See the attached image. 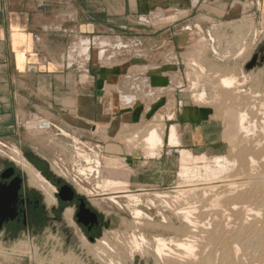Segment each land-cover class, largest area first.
Here are the masks:
<instances>
[{"label": "crops", "instance_id": "1", "mask_svg": "<svg viewBox=\"0 0 264 264\" xmlns=\"http://www.w3.org/2000/svg\"><path fill=\"white\" fill-rule=\"evenodd\" d=\"M254 1L264 25V0H0V139H20L25 122L42 117L120 159L129 169V187L168 185L180 150L216 152L218 121L210 110L176 96L183 106L172 125L181 146L168 147V129L161 156L147 159L121 141L124 128L131 136L148 118L137 94L179 91L169 79L176 64L155 67L153 61L171 50L180 54L188 26L245 34L244 20L257 15L250 14ZM96 39L111 40L112 67L103 64V47L104 55L96 54ZM78 41L85 51L77 50L70 63L68 50ZM161 43L174 46L160 53ZM106 93L113 95L107 107ZM122 102L137 104L122 111Z\"/></svg>", "mask_w": 264, "mask_h": 264}, {"label": "rangeland", "instance_id": "2", "mask_svg": "<svg viewBox=\"0 0 264 264\" xmlns=\"http://www.w3.org/2000/svg\"><path fill=\"white\" fill-rule=\"evenodd\" d=\"M252 3L254 4V7L251 6V9H253V11L250 14L252 15L255 13L257 15L253 18L251 17V18L244 20V22H247L248 23L247 25H249L245 29L246 30L245 34H241L235 30L233 32V35H228L227 33H225V31H221L220 29L218 31L213 32L214 30L212 31V29H209L208 31L207 29H204L200 27L199 25L188 26L187 28H189V30L186 29L187 32L185 34L187 36V43L184 45L185 47H183V45L181 46L182 47L181 53L175 54L173 53L174 51L171 50L172 55L170 54V56L167 57L166 59L158 60V61L157 59H155L153 61L154 62L153 66L155 67L158 65L160 66L162 62L166 64H172V65L176 64L177 72L179 69L181 70V72L177 73L175 71L176 74L172 75L169 79H170V82L173 84L172 88L178 89L179 91L166 90V91H158V92L153 91L149 93L142 92V91L138 92L137 103H139V105H141L143 108L142 114L145 116H148V118H146V121L144 123H141L138 125L137 129L133 132L131 136L126 135L128 132V129L124 128L123 133H122V138H121V141L125 143L126 145H128L129 148L138 149L139 153L141 152L144 156L147 157L148 152L146 150L144 139L148 135V132L155 127H159L164 133V141L166 142L165 139H166L167 131L170 128L169 126L175 123V121L169 122L167 118L165 119L154 118V116L157 117L159 114L168 115L170 113H174V115L177 116L178 110L183 105H181L180 103L178 104L174 98L180 95L181 98L184 99L183 101H185V103L196 105V106L210 110L213 114V118L218 121V133H217L218 142L217 143L220 146H218L219 148L217 147L218 149L216 150V152L210 153L206 150H202L200 152L191 151V153L195 157H201L205 155L209 160L213 158V156L214 157L215 156H226L227 158L231 157L229 158V160H231L230 162L232 166L229 169L230 172L228 171L230 174L228 172L225 173V175L223 174L224 179L226 177L227 178L224 180L223 176L221 175H220L221 177L217 176L216 178H211V180L209 178V180L207 179V181L211 185L204 179H201V180L199 179L200 180L198 182L199 184H197L196 182L197 180L193 181V183L184 184V182H181V180L178 177V172H179V168H178L175 173L174 180L170 182L168 185L159 186V187L157 186L139 187L138 189L135 187H128L124 189L122 188L123 191H120V193L118 194L119 196L120 195L123 196L124 194L136 193V194H141L143 197V203L137 206L136 208L140 209L142 212L144 211L143 213L145 215L141 217L140 219H136L132 215L130 210L126 209L127 207L126 208L124 207V205L126 204L125 203L126 199H123V198L118 199L120 202H122L120 205L122 207L120 208L119 205L114 204L113 202L109 200L111 196L110 194H112V192L103 193L97 189L98 193L95 195H90V196L87 195L85 192V189L94 191L97 183H101V181H103V178L92 174L88 177V180H86L84 176H81L79 174L80 169H86L88 167H86L87 166L86 163L78 157L77 148L85 150L90 155H93V157H94V153L101 155V157H106L107 155H105L106 153H104L105 149L98 143L96 144L88 143L85 139L81 138L80 136L76 134H70L67 132L65 134H62L61 130L63 129L60 126L54 125L48 119L33 116L31 119H28L25 122L24 128L21 130L20 139H15L12 141L0 139V169L5 164H15L18 166V164H16V162L13 161L14 155H17V154L11 150V148L15 147L17 148L19 153L21 152L20 154L27 161V163L30 164L34 169L39 171V169H37L35 165L30 161L29 157H27L26 152L27 153L29 152L30 156H32V159L34 161L36 162H38V160L41 161L43 168L44 167L47 168L48 173L54 176L55 180L57 179L62 180L65 184L72 186L76 190L77 193H79L82 196L87 197L90 200L92 206L95 209H97L102 215H104L106 219L111 220L112 224L109 229H105L103 231V234L99 238H97L95 241H90L89 239L86 238L85 234L81 231L80 227L77 225L75 220L72 219L71 222L67 221L64 218V213H63L62 219L60 221H55L53 219V228L51 226H47L46 229L43 231L41 237L33 238L31 236L25 235L19 238L17 241H13L7 245H5L3 241L0 239V251H1L0 252V264H109L111 259L115 262V264H168V263L173 264L174 262H175L174 264H186V263L189 264L192 261L191 257L193 256H194L193 260L195 259L196 262L192 261L193 262V263L191 262L192 264L194 263L202 264L203 262H204L203 264H215V263L216 264H221V263L222 264H257L259 261L262 260L260 259L261 257L259 254L260 243L258 242L257 238L252 239L250 237L252 240H250L249 238V241H248V240H245V237L243 236H247L246 233L247 231L250 230V226L252 225H255L258 229H262L264 227V210H261L262 214H261V211L259 210L257 211L259 214L255 212L256 215L258 214L257 219L255 217L251 218L252 216H248V217L246 216L248 220L250 221L246 220L245 222L247 224L245 223L244 225L242 221L236 222L234 218H229L228 215L227 216L224 215V219L221 217L215 218L214 212L212 211H215L217 213V210L218 211L220 210L219 208H216L215 204L213 205V201L210 202L211 200H215V198H220V197L223 198L224 195L221 189L224 190L223 191L224 193H226V189L224 187V184H221V183L227 181L228 177L234 174V172H232L234 168L236 169L238 168V165L242 166L244 164L243 159L245 157H246V160H248L249 157L252 158L253 156L255 160H257V158L259 161L261 160V158L262 160L264 159V153H263L264 152V149H263L264 148V141H263L264 140V134H263L264 133V129H263L264 128V106H263L264 105L263 104L264 103V66L261 68L257 67L251 71H247L245 69L246 64L252 59V57L259 51V49L264 47V25L258 21L259 12H257V10L260 7V4L257 1H254ZM174 16L175 17H171L170 20L177 18L176 15ZM163 24L164 22L161 25ZM208 33H210L212 38L214 39L215 41L214 44L210 42L208 38ZM80 42L79 41L75 42L74 44L71 45V47L68 50V55H69L68 61L70 63L77 61V58L75 57V54H74L77 50H79L80 52L85 51L82 49V43ZM95 44H96L95 46L96 54L98 53L99 55V51L102 50L101 54L104 55L103 51L105 49L106 53L103 59V64L106 67H112L117 61H114L115 59L108 58L110 56L109 53L111 52L109 46H113L111 44V40L110 39H96ZM100 46L103 47L104 49L99 50ZM173 46H174L173 44L169 45L168 43H164V44L161 43L160 47H163V49L161 48L160 53L163 51H167L168 49L170 50L171 48H173ZM193 62H196L197 66H194ZM226 76L227 77L228 76L238 77V80L239 82H241L242 85L241 84L239 86L237 85L235 89L234 88L233 89H223L222 87L219 86V80L221 77H226ZM86 79H87L86 77H82V81L85 82ZM193 83L197 84L196 89L190 90ZM203 92L206 93L205 99L202 102H196L193 99L194 93L199 94ZM106 96H107V103H106V107H107L108 99L111 100L113 98V95H111V93H106ZM136 104L126 106L122 102V111L129 109V106L130 107L133 106L132 108H134ZM252 107H255V108H252ZM234 109L239 110V111L241 110L247 111V114L249 117V119H247V123L249 122V126L248 124H246V127L248 126V129H249L250 124L251 125L253 124V122H251L250 119L252 121L254 120L255 126L253 127L252 125L250 128L251 131L253 130L254 132L250 133L249 131L250 129L248 130V132L245 131V133H243L244 130L241 131L243 134L241 132L240 133L235 132L231 122L228 120V115H227L228 112L232 110L235 111ZM260 112H263V113H260ZM43 120L45 121L48 120V122H50L53 125L52 128L49 130H39L37 128L31 129L30 125H28L29 123H36V122H40ZM98 126L99 125H97V127ZM255 127L256 129H254ZM234 133L238 134L237 135L238 137ZM239 134L241 135L239 136ZM245 134L248 136H246ZM232 138H233L232 140L233 142L231 141ZM249 139H250V142H249ZM76 140L80 141V143L78 141L76 142ZM233 143L234 144L236 143L238 145L236 144L234 145ZM253 145L258 148L254 147ZM235 146H237L238 148L237 149L234 148ZM232 149L235 150V152L232 151ZM162 150H164V148ZM177 156L179 157L178 164L180 167V162H179L180 154L178 153ZM234 159H237L238 162L235 161ZM262 160L260 162H263L261 164H264V161ZM234 165H236L237 167L236 166L234 167ZM102 166H104V167H101L100 169L102 172L107 170V168L104 165L103 160H102ZM39 172L41 173V171ZM41 175L45 177V179L47 180V177L43 173H41ZM215 179L220 180V181H216ZM182 183H183V186H181ZM210 186H211V191L209 189ZM213 186L214 188L215 187L217 188L213 189ZM83 187H85V189ZM178 188L181 190H179ZM191 188H193V191L191 194L193 196H189L191 193L190 191L192 190ZM206 188H208L207 190L209 191H207ZM215 190L216 192L219 191V193L217 192V195H215L214 197ZM182 191L185 193H180L179 195V192H182ZM122 192H126V193H122ZM186 192L188 193L190 192L189 195L187 196L189 198L192 197L190 198L192 200H190L189 198H186L187 197L186 195L185 196L183 195V194H188ZM155 193L163 194V195L167 194L166 196L168 198L164 199L165 201L169 203V204L167 203L168 204L167 207L165 203L160 201V199L155 198L154 196ZM194 194L196 196H194ZM219 194H221L222 196H218ZM55 196H56V203L52 206L53 208L55 207V208L60 209L62 204L60 203L58 199V194H55ZM177 196L180 199L182 198V196L184 198L181 201L177 198ZM185 198L187 199V201L185 200ZM148 199L150 200L155 199L153 200L155 205L151 206L150 203L147 202ZM177 199L180 202L174 201ZM188 200H190L189 202L190 204H192L193 206L195 205L196 206L192 208L193 207L192 205L187 204ZM45 201H46V198H45ZM184 201H186L187 203ZM197 202H198V205H197ZM162 203L164 205H160ZM169 205L172 208H174L175 206L174 208L175 210L171 209ZM184 205L186 207H184ZM210 205L212 206L211 209L209 208ZM203 206L208 211H206L204 208H203L204 211H202ZM189 207L191 209H194L193 211L195 212L191 210V212H193L194 214L198 212L196 211L197 209L202 212V213L199 212V214H197L196 217H194L195 216L194 214H191L192 215L191 219L196 218L192 220L193 221L191 223L192 225L189 223L187 224V222L185 223V220L183 219V217L177 214L178 209L180 210L182 208H186L185 210H187ZM190 208H189V211H190ZM208 212L210 215L207 214ZM206 214L209 216H206ZM211 214L216 220L217 218L218 220L223 219L225 223L222 221V225H226V226H223V228L229 227V228H225V231L223 229V231L220 234H218L219 236L215 234L216 230H213V228L216 229V223L212 221L216 222V220H214ZM145 216H147L148 218ZM205 216L206 218L209 217L211 221L209 218L207 220ZM259 216H260V219H259ZM73 218H74V215H73ZM251 220L253 223L250 224L249 222H251ZM195 221L197 223L199 221V225L197 224L198 226L197 228H196V225H193ZM136 222L138 225L136 224ZM203 222H206L205 223L206 225L204 224V226H207V227H203V225H200V224H203ZM239 223L242 226H240ZM152 224L153 226H149ZM237 224H238V227H236ZM232 225L233 227H236V228L231 227ZM246 226L248 227L246 228ZM199 227L202 229V231L198 229ZM237 228L239 229L238 230L239 232L236 231ZM187 229L188 231H186ZM226 229H228L227 230L228 232H226ZM229 229H233L235 232L233 230L229 231ZM211 230L214 233L211 232ZM240 233H243V234H240ZM135 234L138 236L136 237L139 240L141 239L140 236L142 235V236H145V238L149 241V242L147 241L148 244L145 243L143 246L144 255L135 254L133 256L131 252L128 250L129 249L128 247L132 245V242H133L132 239ZM187 234L191 236V237L189 236L191 243L195 244V246L194 244H191L193 246V249L192 248L190 249L192 251L189 250L190 253L192 252L191 254L188 253L190 256L187 255L186 250L184 251L185 252L184 253L183 252L184 249L182 248L177 249V247L174 246L175 244L173 245L171 243L172 239H175L174 241H182L186 239L188 240L189 237ZM194 235H196L199 238L197 239V237ZM211 235H213L214 237L213 236L211 237ZM215 235L217 236V238L215 237ZM155 236L156 238L160 236L159 238L166 239L170 245V248L168 246V248L170 249L169 251L171 250L172 251L169 252L167 249L163 252L164 254L159 253L156 249L157 248L156 246L157 244H155L156 241H154L156 240ZM232 236L233 238H231ZM240 236H242L243 239ZM235 237L237 240L235 239ZM193 239H194V242L192 241ZM196 239H197V242L195 241ZM219 239H222L223 242L222 240H219ZM228 239L230 240L233 239L234 242L228 241ZM105 240L112 246L111 249L110 248L105 249V246L100 243ZM241 240L242 242L245 241V243L244 242L243 243L248 246L244 244L240 245ZM247 241L250 244H248ZM213 243L216 247L213 245ZM125 244H126V248L124 246ZM196 244H197V247H196ZM235 244L237 245V248L235 247V249H233L232 247L236 246ZM249 246L251 248V251H250ZM101 249H104L105 252L103 251L101 252ZM231 249L234 250V252L232 251L230 253ZM237 249H238V252L240 251L239 254L236 252ZM245 250L246 251L248 250L247 252H249V254ZM252 250L254 253L252 252ZM234 253H237V255ZM184 254H185V257H184ZM254 254L256 256H254ZM160 255H163V256H160ZM176 256L178 257L181 256V257L180 259L177 257L178 258L177 259ZM167 257L170 258L172 263L169 259H167ZM173 257L174 259L176 258L175 261L173 260ZM211 257L214 258V260H211L212 259ZM198 259L201 261H199ZM179 260L182 263H180ZM210 261L211 263H209Z\"/></svg>", "mask_w": 264, "mask_h": 264}, {"label": "bare ground", "instance_id": "3", "mask_svg": "<svg viewBox=\"0 0 264 264\" xmlns=\"http://www.w3.org/2000/svg\"><path fill=\"white\" fill-rule=\"evenodd\" d=\"M170 17V16H169ZM169 17H168V19H169ZM172 17H174V16H172ZM199 30V29H198ZM87 44V43H86ZM88 50V49H87ZM193 65L194 66H197V63L196 62H193ZM201 70V69H200ZM202 70H204V69H202ZM204 72V71H203ZM202 73V72H201ZM188 80V79H187ZM218 81V80H217ZM191 82V81H190ZM241 84V82H239V80H238V77H231V76H226V77H221L220 78V80H219V86L220 87H222L223 89H235L236 88V86L238 85H240ZM196 85L197 84H195V83H193V85H192V87H191V89L190 90H195L196 89ZM242 85V84H241ZM193 95V94H192ZM205 96H206V93L205 92H203V93H199V94H195L194 93V95H193V99L196 101V102H202L204 99H205ZM255 96V95H254ZM264 104V103H263ZM256 105V104H255ZM258 105V104H257ZM251 106V105H250ZM264 106V105H263ZM262 106V107H263ZM257 107V106H256ZM252 108H255V107H252ZM258 108V107H257ZM235 111H230V112H228V120L231 122V124H232V126H233V128H234V130H235V132L236 133H240L241 131H243L244 130V132L243 133H245V131L246 132H248V130L251 128V126L253 125V127L255 126L254 124H255V121L253 120H251L250 119V121L251 122H253V124L251 125L250 124V128L248 129V126H249V122L247 123V119H249V117H248V114H247V111H239V110H236V109H234ZM169 111V110H168ZM257 111V110H256ZM260 113H263V112H260ZM158 115V114H157ZM260 116V115H259ZM262 116V115H261ZM37 118V117H36ZM154 118H161V119H165V118H167V120L168 121H172V120H174L175 119V115H174V113H170V114H168V115H164V114H159L157 117L156 116H154ZM260 118V117H259ZM255 119V118H254ZM155 120V119H154ZM262 120V119H261ZM39 121V120H38ZM246 124H248V126L246 127ZM261 124V123H260ZM28 125H30V128L31 129H39V130H49V129H51L52 128V124L50 123V122H48V120L47 121H45V120H43V121H40V122H36V123H29ZM257 125H258V123H257ZM253 127H252V129H253ZM257 127V126H256ZM256 127L254 128V129H256ZM261 127V126H260ZM232 128V129H233ZM262 129V128H261ZM264 129V128H263ZM259 130V129H258ZM250 131V133L251 132H254L253 130L251 131V129L249 130ZM234 132V131H233ZM232 132V133H233ZM258 132V131H257ZM169 133H170V135H168L169 136V143L167 144L168 145V147H170V148H178V147H180L181 146V143H180V140H179V133H178V130H177V127L175 126V125H172L170 128H169ZM242 133V132H241ZM242 133V134H243ZM262 133V132H261ZM62 134H65V132L64 131H62ZM235 134V133H234ZM264 134V133H263ZM233 135V134H232ZM236 136L238 135V134H235ZM234 135V136H235ZM241 134H239V136H240ZM246 135V134H245ZM244 135V136H245ZM250 135V134H249ZM255 135V134H254ZM243 136V135H242ZM246 136H248V135H246ZM258 136V135H257ZM238 137V136H237ZM250 137V136H249ZM77 138V137H76ZM136 138H137V136H136ZM253 138V137H252ZM260 138V137H259ZM75 139V138H74ZM239 139V138H238ZM244 139V138H243ZM233 140V138L231 139V141ZM254 140V139H253ZM263 140V139H262ZM78 140H76V142H77ZM240 141V140H239ZM238 141V142H239ZM245 141V140H244ZM264 141V140H263ZM79 143H80V141H78ZM233 142V141H232ZM243 142V141H242ZM249 142H250V139H249ZM82 143V142H81ZM144 143H145V146H146V150H147V158L148 159H155V158H158V157H160L161 156V151H162V149L164 148V147H166L165 145H166V143H165V141H164V133H163V131L159 128V127H155V128H153V129H151L149 132H148V135L145 137V139H144ZM143 143V144H144ZM255 143V142H254ZM234 144V143H233ZM236 144V143H235ZM234 144V145H235ZM243 144V143H242ZM253 144V143H252ZM258 144H259V142H258ZM257 144V145H258ZM236 145H238V144H236ZM256 145V144H255ZM254 146V145H253ZM249 147V146H248ZM254 147H256V146H254ZM253 147V148H254ZM144 148V147H143ZM234 148H238L237 146H235ZM256 148H258V147H256ZM260 148V147H259ZM262 148V147H261ZM264 149V148H263ZM11 150L12 151H14L17 155H14V158H13V161H15L16 162V164H18V166H20L21 168H22V170L25 172V174L28 176V178H29V183H30V185L31 186H33V187H35L36 189H38V190H40L42 193H43V195L45 196V198H46V202H47V204H48V206H52V205H54L55 203H56V196H55V194L57 193V191H58V189L56 188V186L55 185H53L52 183H50L49 181H47L46 179H45V177H43L42 175H41V173L39 172V171H37L36 169H34L30 164H28L27 163V161L23 158V156L19 153V151L17 150V148H15V147H13V148H11ZM77 150H78V152H77V154H78V157L81 159V160H83L85 163H86V167H88V168H86V169H80L79 170V174L81 175V176H84L85 177V179L86 180H88V177L90 176V175H92V174H94V175H97V176H99V177H102L103 178V181H101V183H97V185H96V187H95V189H94V191L92 190H89V189H85V187H83L84 189H85V192H86V194L87 195H95V194H97L98 193V191H97V189L98 190H100L101 192H103V193H106V192H112V194H110L111 196H110V198H109V200L111 201V202H113L114 204H117V205H119V207L121 208L122 206H120L121 205V203L122 202H120L118 199H121V198H123V199H126V204L124 205V207L126 208V209H128V210H130V212L132 213V215L136 218V219H140L141 217H143L145 214L140 210V209H137L136 207L137 206H139V205H141L142 203H143V197H142V195L141 194H136V193H131V194H124L123 196H119L118 194L120 193V191H123V189L124 188H128L129 186H128V182L126 181V179L128 178V173H129V169H127V167L124 165V163L120 160V159H118L117 157H114L113 155H107L106 157H101V155H99V154H97V153H94V157H93V155H90L89 153H87L85 150H82V149H80V148H77ZM232 151H234L235 152V150H233L232 149ZM247 151V150H246ZM257 152V151H256ZM100 153V152H99ZM253 153V152H252ZM255 153V152H254ZM264 153V152H263ZM14 154V153H13ZM179 154H180V167H179V172H178V177H179V179L181 180V182H184V184H188V183H193V181H196L197 182V184H199L198 182L201 180V179H204V180H206L207 181V179L209 180V178H210V180H211V178H216L217 176H223V174L225 175V173H227L228 171H229V169L231 168V166H232V164H231V160H229V158H231V157H226V156H213V158H211L210 160L204 155V156H201V157H195L189 150H186V149H182V150H180V152H179ZM244 154V153H243ZM263 155V154H262ZM250 156V155H249ZM248 156V157H249ZM247 157V158H248ZM235 158V157H234ZM239 158V157H238ZM237 158V159H238ZM233 159V158H232ZM237 159H234L235 161H237ZM259 159H260V157H259ZM102 160H103V162H104V165H105V167L107 168V170H105V171H101L100 169H101V167H104V166H102ZM240 160H241V158H240ZM249 160V161H248ZM248 160H246V157L243 159V162H244V164L241 166H239L238 164V168H234L233 170H232V172H234V174L232 175V176H230V177H228V180L227 181H225V182H222L221 184H224V187H225V189H226V193H224L223 191V189H221L222 190V193H223V198H215V200H209L210 202H212L213 201V205L215 204V206H216V208H219V210L220 211H218L217 209H215V210H217V213L215 212V211H212V212H214V217L216 218V217H221V218H223L224 219V215H228V217L229 218H234L235 219V221L236 222H239V221H242L243 222V224L245 225V221L246 220H248V216H252L251 218H258V210L259 211H261V210H264V164H261V163H263V162H260L261 160H262V158H261V160L259 161L258 160V158H257V160H255V158H254V156L251 158V157H249V159ZM262 161H264V159L262 160ZM238 162V161H237ZM240 162V161H239ZM241 162H242V160H241ZM234 163V162H233ZM240 164V163H239ZM242 164V163H241ZM236 165H234V167H235ZM237 167V166H236ZM230 172V171H229ZM228 172V173H229ZM75 173V172H74ZM230 174V173H229ZM220 176V177H221ZM227 178V177H226ZM225 178V179H226ZM200 179V180H199ZM218 179H220V178H218ZM223 179H224V176H223ZM224 179V180H225ZM97 180H99V179H97ZM214 180V179H213ZM212 180V181H213ZM216 181H220V180H217V179H215ZM203 181V180H202ZM82 182V181H81ZM208 182V181H207ZM202 183V182H201ZM204 183H205V181H204ZM209 183V182H208ZM181 184V183H180ZM207 184V183H206ZM210 184V183H209ZM77 185V184H76ZM196 185V184H195ZM211 185V184H210ZM181 186H183V183H182V185ZM187 186V185H186ZM215 186V185H214ZM214 186H213V189H215V188H217V187H215L214 188ZM217 186V185H216ZM221 186V185H220ZM82 187V186H81ZM94 187V186H93ZM179 187V186H178ZM197 187V186H196ZM219 187V186H218ZM123 188V189H122ZM184 188V187H183ZM201 188V187H200ZM223 188V187H222ZM82 189V188H81ZM83 189V190H84ZM179 189V188H178ZM192 189V190H191ZM190 190V195H189V193L188 192H186V193H188V194H183L184 196L186 195H189V196H193V195H191L192 194V191H193V188H191ZM198 189V188H197ZM202 189V188H201ZM204 189V188H203ZM208 188H206V190H207ZM210 191H211V186H210ZM213 189H212V191H213ZM179 190H181V189H179ZM187 190H189V189H187ZM186 190V191H187ZM216 190H218V189H216ZM216 190H215V192H214V197H215V195H217V192L219 193V191H217L216 192ZM220 190V191H221ZM127 191H128V189H127ZM184 191V190H183ZM179 192V195H180V193H185V192ZM195 191H196V189H195ZM205 191V190H204ZM207 191H209V190H207ZM136 192V191H135ZM122 193H126V192H122ZM129 193V192H128ZM216 193V194H215ZM221 193V194H222ZM144 194V193H143ZM196 194V193H195ZM194 194V196H196ZM212 194H213V192H212ZM221 194H219L218 196H222ZM146 195H147V193H146ZM149 195V194H148ZM153 195V194H152ZM167 194H165V195H163V194H158V193H155L154 194V196H155V198L156 199H160V201H162L163 203H165L166 204V207H167V205L169 204L167 201H165L164 199H166V198H168L167 196H166ZM210 196V195H209ZM212 196V195H211ZM174 197V196H173ZM213 197V196H212ZM213 197V198H214ZM217 197V196H216ZM175 198V197H174ZM177 198H178V196H177ZM183 196H182V198L180 199V198H178L179 200H183ZM186 198H189L188 196L186 197ZM185 198V200L187 201V199ZM190 198H192V197H190ZM189 198V199H190ZM176 199V198H175ZM174 200V201H179V200ZM197 199V198H196ZM195 199V200H196ZM153 200H155V199H153ZM153 200H150V199H148V203H150V205L152 206V205H155V203H154V201ZM190 200H192V199H190ZM190 200H188V203L186 202V201H184V202H186L187 204H189V205H192V204H190L189 202H190ZM195 200H194V202H195ZM198 201V200H197ZM201 201V200H200ZM156 202V201H155ZM158 202V201H157ZM180 202V201H179ZM204 202V201H203ZM159 203V202H158ZM161 203V202H160ZM160 204V205H164V204ZM168 203V204H167ZM185 203V204H186ZM186 204V205H187ZM207 204V203H206ZM210 204H212V203H210ZM197 205H198V202H197ZM181 206V205H180ZM188 206V205H187ZM193 206V205H192ZM196 206V205H195ZM195 206H193L192 208H194ZM206 206V205H205ZM209 206V205H208ZM208 206H207V208H208ZM214 206V207H215ZM169 207H171L170 205H169ZM184 207H186L185 205H184ZM200 207V206H199ZM165 208V207H164ZM174 208H175V206H174ZM174 208H172L171 207V209H173V210H175ZM177 208V207H176ZM190 208V207H189ZM189 208L187 209V210H185L186 208H182V209H178L177 210V214H179L180 216H182L183 217V219L185 220V223L187 222V224L189 223V224H191L193 221L192 220H194V219H196V218H192L191 219V214H194L193 212H195V211H193L194 209H191L190 208V211H189ZM197 208V207H196ZM195 208V209H196ZM203 208H204V206L202 207V211H204L203 210ZM210 209L212 208V206L210 205V207H209ZM167 209V208H166ZM206 211H208L206 208H204ZM209 209V210H210ZM191 210L193 211V212H191ZM214 210V209H213ZM196 211H198V212H196V214H194L195 216L194 217H196V215L197 214H199V212H201V211H199L198 209L196 210ZM209 212H211V211H209ZM209 212L207 213V214H209ZM255 212H257L258 214L256 215L255 214ZM202 213V212H201ZM200 213V214H201ZM205 213V212H204ZM215 213H216V215H215ZM175 214H176V212H175ZM206 214V216H209V215H207ZM261 214H262V211H261ZM73 215H74V210L73 209H71V208H68V209H66L65 210V212H64V218L67 220V221H69V222H71L72 221V219H73ZM147 215V214H146ZM178 216V215H177ZM200 216V215H199ZM198 216V217H199ZM206 216H205V218H206ZM211 216H212V214H211ZM247 216V217H246ZM145 217H147V216H145ZM213 217V216H212ZM213 217V218H214ZM134 218V219H135ZM148 218V217H147ZM201 218H203V217H201ZM204 218V219H205ZM209 218V217H208ZM208 218H206L207 220H208ZM213 218H212V220H213ZM214 218V220H216ZM247 218V219H246ZM165 219V218H164ZM200 219V218H199ZM210 219V218H209ZM220 219V218H219ZM223 219L222 220H218V218H217V220H216V222L215 221H212V222H214V223H216V229H214L213 228V230H216V233L215 234H220L222 231H223V229H224V231H225V228H229V227H224L223 228V226H226V225H222V221H223ZM259 219H260V216H259ZM258 219V220H259ZM263 219V218H262ZM153 220V219H152ZM254 220V219H253ZM135 221V220H134ZM141 221V220H140ZM197 221V220H196ZM194 222L193 223V225H196V228L198 227L197 226V224L199 225V221H198V223L197 222ZM201 221V220H200ZM210 221H211V219H210ZM248 221H250V220H248ZM142 222V221H141ZM164 222V221H163ZM224 222V221H223ZM226 222H227V220H226ZM257 222V221H256ZM255 222V223H256ZM146 223V222H145ZM206 222H203V224H200V225H203V227H207V226H204V224H205ZM225 223V222H224ZM230 223V222H229ZM250 224L251 223H253L252 222V220H251V222H249ZM248 223V224H249ZM136 224H137V222H136ZM210 224V223H209ZM247 224V223H246ZM249 224V225H250ZM138 225V224H137ZM141 225V224H140ZM143 225V224H142ZM157 225V224H156ZM155 225V226H156ZM161 225V224H160ZM192 225V224H191ZM190 225V226H191ZM206 225V224H205ZM239 225L240 226H242L240 223H239ZM258 225V224H257ZM149 226H153V224L152 225H149ZM155 226H154V228H155ZM158 226V225H157ZM168 226H169V224H168ZM189 226V227H190ZM228 226V225H227ZM260 226V225H259ZM164 227V226H163ZM193 227V226H192ZM195 227V226H194ZM210 227V226H209ZM231 227H233V225L231 226ZM236 227H238V224H237V226ZM236 227H233V228H236ZM248 226H246V228H247ZM140 228V227H139ZM158 228V227H157ZM166 228V227H165ZM196 228H194V229H196ZM245 228V227H244ZM193 229V228H192ZM198 229H200L201 231H202V229L199 227ZM198 229H196V230H198ZM241 229V228H240ZM228 229H226V232H228L227 231ZM230 230H233V229H229V231ZM239 229L237 228V230L236 231H238ZM247 230V229H246ZM184 231V230H183ZM186 231H188V229L186 230ZM234 231V230H233ZM211 232H213L212 230H211ZM235 232V231H234ZM239 232V231H238ZM244 232H246V231H244ZM210 233V232H209ZM214 233V232H213ZM212 233V234H213ZM230 233V232H229ZM142 234V233H141ZM182 234V233H181ZM226 234V233H225ZM236 234V233H235ZM237 234H239V233H237ZM240 234H243V233H240ZM247 236H243V237H245V240H248L249 241V238L251 237L252 239L253 238H257V240H258V242L260 243V251H259V254H260V259H262L261 261H259L257 264H264V227L262 228V229H258L255 225H252V226H250V230L249 231H247ZM144 235V234H143ZM188 235V234H187ZM197 235V234H196ZM196 235H194V236H196ZM231 235V234H230ZM245 235V234H244ZM137 235L135 234L134 236H133V242L132 241H130V242H132V245L131 244H129V245H131L130 247H128L129 249V251L131 252V254L134 256L135 254H141V255H144V250H143V246H144V244L145 243H147V239L145 238V236H140L141 237V239L139 240L137 237H136ZM190 235H188V237H189ZM193 236V237H194ZM213 235H211V237H212ZM219 236V235H218ZM226 236V235H225ZM227 236H229V235H227ZM235 236H237V235H235ZM242 236H240L242 239H243V237ZM160 237V236H159ZM156 238V236H155V238H156V240H154V241H156V243L155 244H157L156 246H157V251L159 252V253H163L165 250H167L168 249V251L170 250L169 248H170V245H169V242L166 240V239H163V238ZM187 237V238H188ZM191 237V236H190ZM190 237L188 238V240L186 239V240H182V241H174L175 239H172V241H171V243L174 245V246H176L177 247V249L178 248H182V249H184L183 250V252L186 250V252H187V255H189L188 253H190V251H192V250H190L191 248L193 249V246L191 245V244H194V243H191V241H190ZM197 237V236H196ZM210 237V236H209ZM214 237V236H213ZM215 237L217 238V236L215 235ZM221 237V236H220ZM239 237V238H240ZM182 238V237H181ZM195 238V237H194ZM199 237H197V239H198ZM228 238H230V237H228ZM231 238H233V236L231 237ZM238 238V239H239ZM250 238V240H252ZM130 239V240H131ZM171 239V238H170ZM197 239L195 240L196 242H197ZM208 239V238H207ZM225 239V238H224ZM227 239V238H226ZM235 239H236V237H235ZM254 239V240H255ZM219 240H222V239H219ZM237 240V239H236ZM193 242H194V239L192 240ZM216 241V240H215ZM228 241H233L234 242V240L232 239V240H230V239H228ZM248 241H247V243H248ZM149 242V241H148ZM199 242V241H198ZM217 242V241H216ZM221 242V241H220ZM222 242H223V240H222ZM244 243H245V241H243ZM242 242V240H241V243H240V245L241 244H244ZM102 245H104L105 246V249L106 248H110L111 249V245L105 240V241H102V242H100ZM170 243V244H171ZM237 243V242H236ZM239 243V242H238ZM253 243V242H252ZM255 243V242H254ZM148 244V243H147ZM146 244V245H147ZM222 244H224V243H222ZM230 244V243H229ZM248 244H250V243H248ZM202 245V244H201ZM213 245H214V243H213ZM220 245H221V243H220ZM233 245V244H232ZM231 245V246H232ZM236 245V244H235ZM244 245H246V244H244ZM259 245V244H258ZM125 246V248H126V244L124 245ZM168 246H169V248H168ZM194 246H195V244H194ZM215 246V245H214ZM218 246H219V244H218ZM230 246V245H229ZM246 246H248V245H246ZM251 246V245H250ZM250 246H249V248H250ZM257 246V245H256ZM255 246V247H256ZM150 247V246H149ZM196 247H197V244H196ZM205 247H206V245H205ZM216 247V246H215ZM235 247L237 248V245L236 246H234V247H232L233 249H235ZM239 247V246H238ZM242 247H243V245H242ZM254 247V246H253ZM195 248V247H194ZM200 248V247H199ZM208 248V247H207ZM245 248V247H244ZM258 248V247H257ZM181 249V250H182ZM217 249V248H216ZM222 249H223V247H222ZM221 249V250H222ZM239 249V248H238ZM238 249H237V253L239 254L240 253V251L238 252ZM243 249V248H242ZM100 250V249H99ZM114 250V249H113ZM127 250V251H128ZM190 250V251H189ZM204 250V249H203ZM240 250V249H239ZM105 252L104 251V249H101V252ZM107 251V250H106ZM172 251V250H171ZM171 251H169V252H171ZM215 251V250H214ZM234 252V250H232L231 249V251H230V253L231 252ZM244 251V250H243ZM246 251V250H245ZM248 251V250H247ZM246 251V252H247ZM250 251H251V248H250ZM255 251H256V249H255ZM1 252V251H0ZM100 252V253H101ZM158 252H157V254H158ZM194 252V251H193ZM252 252H253V250H252ZM185 253V252H184ZM192 253V252H191ZM190 253V254H191ZM237 253H234V254H236L237 255ZM248 254H249V252H247ZM254 253V252H253ZM106 254V253H105ZM164 254V253H163ZM173 254V253H172ZM195 254V253H194ZM225 254V253H224ZM256 254V253H255ZM254 254V256H256ZM258 254V255H259ZM107 255H108V253H107ZM177 255H179V254H177ZM201 255V254H200ZM210 255V254H209ZM246 255V254H245ZM153 256V255H152ZM160 256H163V255H160ZM167 256H168V254H167ZM190 256V255H189ZM191 256H193V255H191ZM214 256V255H213ZM232 256H234V255H232ZM244 256V255H243ZM242 256V257H243ZM251 256V255H250ZM106 257V256H105ZM166 257V256H165ZM178 256H176V258H177ZM181 257V256H180ZM180 257H178L179 259H180ZM184 257H185V254H184ZM194 257V256H193ZM193 257H191L192 258V261H195L196 262V260L194 259L193 260ZM226 257V256H225ZM228 257H230V256H228ZM253 257V256H252ZM110 258V257H109ZM175 258V259H176ZM177 258V259H178ZM209 258V257H208ZM207 258V259H208ZM212 258V257H211ZM210 258V259H211ZM236 258H238V257H236ZM167 259H169L170 260V258H168L167 257ZM175 259H174V257H173V260L175 261ZM184 259H186V258H184ZM188 259H189V257H188ZM227 259V258H226ZM255 259V258H254ZM110 260V259H109ZM199 260V259H198ZM211 260H214V258H212ZM222 260H224V259H222ZM257 260H258V258H257ZM171 261V260H170ZM181 261H182V259H181ZM191 261V262H192ZM199 261H201V260H199ZM198 261V262H199ZM208 261V260H207ZM226 261V260H225ZM231 261V260H230ZM164 262V261H163ZM177 262H178V260H177ZM179 262H180V260H179ZM188 262V261H187ZM190 262V261H189ZM189 263V264H192V263ZM217 262V261H216ZM229 262V261H228ZM237 262V261H236ZM253 262H255V261H253ZM110 263L111 264H115V262L111 259L110 260ZM109 263V264H110ZM171 263H172V261H171ZM175 263V262H174ZM173 263V264H174ZM180 263H182V262H180ZM185 263H186V261H185ZM204 263V262H203ZM202 263V264H203ZM209 263H211V261L209 262ZM169 264V263H168ZM186 264H188V263H186ZM195 264V263H194ZM216 264V263H215ZM222 264V263H221Z\"/></svg>", "mask_w": 264, "mask_h": 264}, {"label": "flooded vegetation", "instance_id": "4", "mask_svg": "<svg viewBox=\"0 0 264 264\" xmlns=\"http://www.w3.org/2000/svg\"><path fill=\"white\" fill-rule=\"evenodd\" d=\"M26 154L41 173L48 172L47 168H43L42 164L32 159L29 152ZM47 180L57 189L63 185L57 186V183L54 184L53 180L48 177ZM75 194L70 202L62 201L58 195L62 204L60 209L48 206L44 195L40 190L30 185L28 176L20 167L15 164H5L0 169V239L7 245L25 235L33 238L41 237L47 226L53 228V219L60 221L64 211L67 208H73V220L87 239L95 241L105 229L111 227L112 222L95 209L87 197L80 195L76 190ZM83 199L86 208L97 215L96 219L92 215H83V222H80L78 215Z\"/></svg>", "mask_w": 264, "mask_h": 264}, {"label": "water", "instance_id": "5", "mask_svg": "<svg viewBox=\"0 0 264 264\" xmlns=\"http://www.w3.org/2000/svg\"><path fill=\"white\" fill-rule=\"evenodd\" d=\"M264 66V47H262L261 49H259V51L252 57V59L246 64L245 69L247 71H251L255 68H261ZM27 153V152H26ZM57 186H62L60 188H58V192H59V198L64 201V202H70L73 200L75 194V190L72 186L65 184L62 180L57 179L56 180ZM83 215H92L95 217V219L97 218L96 214L91 213V211L89 209L86 208V203L85 200L83 199L82 201V205L80 207V213H79V218H80V222L82 221V216Z\"/></svg>", "mask_w": 264, "mask_h": 264}, {"label": "trees", "instance_id": "6", "mask_svg": "<svg viewBox=\"0 0 264 264\" xmlns=\"http://www.w3.org/2000/svg\"><path fill=\"white\" fill-rule=\"evenodd\" d=\"M39 164H42L40 160H38ZM45 176H47L49 179L53 180V183L56 184V180L54 178V176H52L51 174H49L48 172L44 173Z\"/></svg>", "mask_w": 264, "mask_h": 264}, {"label": "built area", "instance_id": "7", "mask_svg": "<svg viewBox=\"0 0 264 264\" xmlns=\"http://www.w3.org/2000/svg\"><path fill=\"white\" fill-rule=\"evenodd\" d=\"M186 29L189 30V28H186ZM208 38H209V40H210V42H211L212 44L215 43V41H214V39L212 38V36H211L210 33H208Z\"/></svg>", "mask_w": 264, "mask_h": 264}]
</instances>
